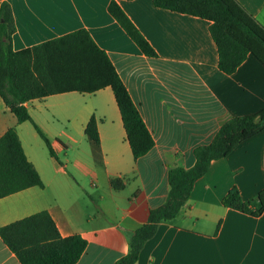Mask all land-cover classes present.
<instances>
[{
  "label": "crops",
  "instance_id": "0c3cea01",
  "mask_svg": "<svg viewBox=\"0 0 264 264\" xmlns=\"http://www.w3.org/2000/svg\"><path fill=\"white\" fill-rule=\"evenodd\" d=\"M112 1L0 0V9L3 3L12 8L16 52L88 31L155 140L135 160L110 87L32 100L26 103L32 121L23 123L0 95V139L15 129L43 182L0 199V228L47 211L63 237L87 240L77 264H115L126 256L135 231L167 202L170 170L193 168L195 151L209 145L225 123L264 110L263 63L251 54L234 74L223 73L209 21L157 8L153 0H117L156 50L158 57L150 58L111 15ZM237 1L264 27V0ZM93 117L99 145L86 134ZM115 179L123 181L122 189L112 186ZM234 187L245 202L259 206L264 132L212 163L178 217L159 225L136 264H264V213L254 217L224 207ZM0 264H21L1 237Z\"/></svg>",
  "mask_w": 264,
  "mask_h": 264
},
{
  "label": "trees",
  "instance_id": "16d2710c",
  "mask_svg": "<svg viewBox=\"0 0 264 264\" xmlns=\"http://www.w3.org/2000/svg\"><path fill=\"white\" fill-rule=\"evenodd\" d=\"M157 8L200 17L209 21L210 32L219 53V68L234 74L254 55L264 65V27L237 0H153ZM109 12L140 47L157 58L158 54L137 26L113 0ZM16 31L12 8L3 3L0 9V95L21 123L32 121L26 103L51 95L70 92L95 93L110 87L122 114L128 141L135 160L147 155L155 140L147 128L125 83L108 54L86 30L22 51H14L12 38ZM57 158L49 138L36 126ZM264 132V110L255 115L236 117L225 123L214 140L195 151L196 165L191 169L176 167L169 172L170 192L167 202L150 212L149 221L134 233L130 252L115 264H136L146 243L163 222L178 217L188 202L195 184L209 171L212 163L227 158L243 142ZM86 134L100 144L98 124L93 117ZM43 186L36 168L27 159L15 129L0 139V199L25 189ZM118 190L121 179L112 181ZM259 206L242 199L234 187L223 200L226 208L254 217L264 213V191L258 195ZM222 222L217 226L218 234ZM0 237L21 264H77L88 242L81 235L63 237L51 214L37 213L0 228Z\"/></svg>",
  "mask_w": 264,
  "mask_h": 264
},
{
  "label": "rangeland",
  "instance_id": "374dc122",
  "mask_svg": "<svg viewBox=\"0 0 264 264\" xmlns=\"http://www.w3.org/2000/svg\"><path fill=\"white\" fill-rule=\"evenodd\" d=\"M44 146V145H43ZM45 152L47 153V154H49V150H48V148H47V146L45 145Z\"/></svg>",
  "mask_w": 264,
  "mask_h": 264
}]
</instances>
